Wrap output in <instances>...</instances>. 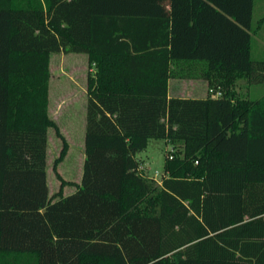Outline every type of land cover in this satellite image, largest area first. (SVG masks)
Segmentation results:
<instances>
[{
    "label": "trees",
    "instance_id": "obj_1",
    "mask_svg": "<svg viewBox=\"0 0 264 264\" xmlns=\"http://www.w3.org/2000/svg\"><path fill=\"white\" fill-rule=\"evenodd\" d=\"M253 4L0 0V264H264V94L234 90L264 83ZM52 52L94 70L80 180L56 172L49 195ZM169 78H201L206 94L169 96ZM152 138L171 146L159 185L137 158Z\"/></svg>",
    "mask_w": 264,
    "mask_h": 264
},
{
    "label": "rangeland",
    "instance_id": "obj_2",
    "mask_svg": "<svg viewBox=\"0 0 264 264\" xmlns=\"http://www.w3.org/2000/svg\"><path fill=\"white\" fill-rule=\"evenodd\" d=\"M261 19L263 21L261 22ZM256 24L259 26L255 28ZM251 25L253 31L251 56L254 59L264 58V0H254ZM47 111L58 128L59 134L53 127L47 130L46 144V174L50 195L59 189L60 180L56 172L66 181L78 183L82 171L83 133L85 129V106L87 99V76L94 68L88 64L84 53L52 52L49 55ZM170 78V91L177 96L203 97L206 94L203 79ZM185 87V88H184ZM176 88L178 90L176 91ZM234 90L239 96L260 97L264 94V83H251L245 77L235 80ZM210 91V90H209ZM219 90H216L217 92ZM220 92V91H219ZM171 96V95H170ZM63 140L66 151L53 165L59 156ZM171 149L163 139H149L144 150L137 154L139 171L154 179L155 185L160 184V176L165 153ZM75 186H62L63 195L74 191Z\"/></svg>",
    "mask_w": 264,
    "mask_h": 264
},
{
    "label": "crops",
    "instance_id": "obj_3",
    "mask_svg": "<svg viewBox=\"0 0 264 264\" xmlns=\"http://www.w3.org/2000/svg\"><path fill=\"white\" fill-rule=\"evenodd\" d=\"M180 81L181 82H184V79L183 78H180ZM203 83H204V87H206V84H205V81L203 80ZM185 88V87H184ZM178 90V88H176V91ZM168 95L170 96H177L175 93H171L170 91V78L168 80ZM84 135V133H83ZM46 180H47V174H46ZM47 187H48V182H47ZM49 192V190H48ZM50 195V193H49ZM53 200L56 199V197H52ZM7 262H10V263H23V262H27V261H30V262H33L34 261V258L32 255H28L27 253H21V254H16V253H12V252H9L6 254L5 256Z\"/></svg>",
    "mask_w": 264,
    "mask_h": 264
},
{
    "label": "built area",
    "instance_id": "obj_4",
    "mask_svg": "<svg viewBox=\"0 0 264 264\" xmlns=\"http://www.w3.org/2000/svg\"><path fill=\"white\" fill-rule=\"evenodd\" d=\"M210 91L212 92V90L210 89ZM220 94V92L219 91H217V92H213V95H215V96H217V95H219Z\"/></svg>",
    "mask_w": 264,
    "mask_h": 264
}]
</instances>
